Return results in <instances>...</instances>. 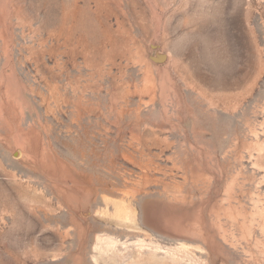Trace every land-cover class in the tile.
Here are the masks:
<instances>
[{
	"label": "rangeland",
	"instance_id": "374dc122",
	"mask_svg": "<svg viewBox=\"0 0 264 264\" xmlns=\"http://www.w3.org/2000/svg\"><path fill=\"white\" fill-rule=\"evenodd\" d=\"M0 264H264V0H0Z\"/></svg>",
	"mask_w": 264,
	"mask_h": 264
},
{
	"label": "water",
	"instance_id": "95a60500",
	"mask_svg": "<svg viewBox=\"0 0 264 264\" xmlns=\"http://www.w3.org/2000/svg\"><path fill=\"white\" fill-rule=\"evenodd\" d=\"M151 58L153 60H155V61L160 62V61H164L165 60L166 55L164 53H160V52L157 51L155 55L151 56Z\"/></svg>",
	"mask_w": 264,
	"mask_h": 264
},
{
	"label": "bare ground",
	"instance_id": "6f19581e",
	"mask_svg": "<svg viewBox=\"0 0 264 264\" xmlns=\"http://www.w3.org/2000/svg\"><path fill=\"white\" fill-rule=\"evenodd\" d=\"M86 213V212H85ZM129 217V216H128ZM126 218V217H125Z\"/></svg>",
	"mask_w": 264,
	"mask_h": 264
}]
</instances>
